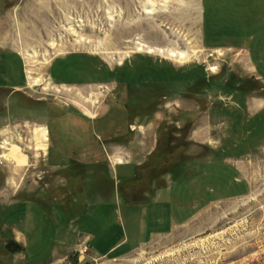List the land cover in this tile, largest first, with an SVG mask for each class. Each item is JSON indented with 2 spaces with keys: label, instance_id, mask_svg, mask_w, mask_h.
<instances>
[{
  "label": "rangeland",
  "instance_id": "rangeland-1",
  "mask_svg": "<svg viewBox=\"0 0 264 264\" xmlns=\"http://www.w3.org/2000/svg\"><path fill=\"white\" fill-rule=\"evenodd\" d=\"M203 14V0H0V264H264V33L250 49L208 47ZM71 61L84 75L59 68ZM58 131L70 153L128 148L161 185L219 173L208 175L219 191L189 233L96 257L101 243L61 231L71 202L85 200L90 218L94 207L90 194L60 193L73 179L59 176L69 169L83 190L110 163L56 161ZM111 199L108 242L130 235L125 202Z\"/></svg>",
  "mask_w": 264,
  "mask_h": 264
},
{
  "label": "crops",
  "instance_id": "crops-1",
  "mask_svg": "<svg viewBox=\"0 0 264 264\" xmlns=\"http://www.w3.org/2000/svg\"><path fill=\"white\" fill-rule=\"evenodd\" d=\"M203 13L202 37L204 44L208 47H221V49L233 51L250 49L248 43L257 37L255 35L253 38L254 34L264 33V0H203ZM81 65L79 61H71L60 65L59 68L73 74L75 71L83 74L86 66L83 64L81 67ZM58 79L67 82L64 79ZM79 80H81V76L77 81L70 80V83L75 84ZM74 129L76 128L74 127ZM49 135L47 128V137ZM57 136V152L59 150V153L53 156L56 161L65 163L108 161L110 163L109 169H102L100 178L93 175L94 180L97 181L96 186L83 187V190L77 188L76 176L70 174L69 169H64L62 174L65 173L59 176L72 177L73 179V182L69 183L70 186L60 188V193L66 194L69 191V193L76 192L78 195L82 192V194H90L88 200H91L94 207L90 218L85 210L84 199L79 204L71 202L73 215L68 216L66 225L61 228V231H64L67 238L71 239V235L75 234L78 242L88 241L89 248L92 240L101 243L100 246H95L99 253L96 257L107 256L120 249H124L123 253H130L156 239L189 233V229L187 230L189 223L207 207L210 202L209 194L216 193L219 189L218 186L208 181V175H217L219 178V173H210L202 169L196 176H193L190 171L183 170L173 177L172 174H169L164 185H161L160 181H154L151 178V171L142 169L138 171L134 164H131V162L139 163L141 159L138 160L137 156L131 154L128 148H122L121 154L113 153V150L110 152L106 150V155L97 153V150H93L94 153L86 154L81 153L80 149H75L70 153L68 146L75 145L72 143L73 139L60 131L57 132ZM92 146H96V143ZM117 166H130V169L122 168L120 172H117ZM113 178L116 183H120L119 187H115V190L111 183ZM183 179L184 181H182ZM99 180L108 181L109 186L101 185ZM229 183L230 186H235L232 180ZM113 194L118 201L125 202L126 207L120 213L126 219L130 235L126 234L125 236L124 234L113 242H108L113 235L114 222L109 203ZM24 228L25 226L15 225L16 233H19L27 243L28 239L24 234ZM107 242L108 244H106Z\"/></svg>",
  "mask_w": 264,
  "mask_h": 264
},
{
  "label": "bare ground",
  "instance_id": "bare-ground-1",
  "mask_svg": "<svg viewBox=\"0 0 264 264\" xmlns=\"http://www.w3.org/2000/svg\"><path fill=\"white\" fill-rule=\"evenodd\" d=\"M137 50L138 51L146 50L148 53L165 54L167 56H170L173 58H178V59L185 58V54L183 52H174V51L170 50V51H166V53H165L164 50H162V49H153L152 47H149L140 41L137 42Z\"/></svg>",
  "mask_w": 264,
  "mask_h": 264
},
{
  "label": "water",
  "instance_id": "water-1",
  "mask_svg": "<svg viewBox=\"0 0 264 264\" xmlns=\"http://www.w3.org/2000/svg\"><path fill=\"white\" fill-rule=\"evenodd\" d=\"M4 245L12 253H18L22 250V245L14 241H7Z\"/></svg>",
  "mask_w": 264,
  "mask_h": 264
},
{
  "label": "built area",
  "instance_id": "built-area-1",
  "mask_svg": "<svg viewBox=\"0 0 264 264\" xmlns=\"http://www.w3.org/2000/svg\"><path fill=\"white\" fill-rule=\"evenodd\" d=\"M190 264H201V263H199V262H197V261H194V262H192V263H190Z\"/></svg>",
  "mask_w": 264,
  "mask_h": 264
}]
</instances>
